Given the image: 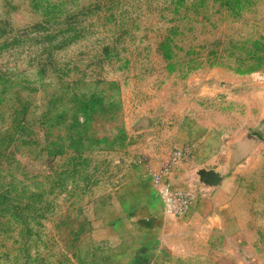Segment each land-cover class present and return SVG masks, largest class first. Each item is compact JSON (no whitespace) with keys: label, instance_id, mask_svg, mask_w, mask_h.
Instances as JSON below:
<instances>
[{"label":"rangeland","instance_id":"1","mask_svg":"<svg viewBox=\"0 0 264 264\" xmlns=\"http://www.w3.org/2000/svg\"><path fill=\"white\" fill-rule=\"evenodd\" d=\"M0 191V264H264V0H0Z\"/></svg>","mask_w":264,"mask_h":264},{"label":"built area","instance_id":"2","mask_svg":"<svg viewBox=\"0 0 264 264\" xmlns=\"http://www.w3.org/2000/svg\"><path fill=\"white\" fill-rule=\"evenodd\" d=\"M166 172L167 171L164 170V173L155 174L154 176V180L159 187V194L166 207V212L182 213L187 208V203H189L190 199L186 196V193H182V190H178L171 186Z\"/></svg>","mask_w":264,"mask_h":264},{"label":"water","instance_id":"3","mask_svg":"<svg viewBox=\"0 0 264 264\" xmlns=\"http://www.w3.org/2000/svg\"><path fill=\"white\" fill-rule=\"evenodd\" d=\"M198 174L200 175L201 180L208 185H215L220 179L214 172L204 169L200 170Z\"/></svg>","mask_w":264,"mask_h":264},{"label":"trees","instance_id":"4","mask_svg":"<svg viewBox=\"0 0 264 264\" xmlns=\"http://www.w3.org/2000/svg\"><path fill=\"white\" fill-rule=\"evenodd\" d=\"M6 192H1L0 191V197L4 196ZM7 194V193H6Z\"/></svg>","mask_w":264,"mask_h":264},{"label":"crops","instance_id":"5","mask_svg":"<svg viewBox=\"0 0 264 264\" xmlns=\"http://www.w3.org/2000/svg\"><path fill=\"white\" fill-rule=\"evenodd\" d=\"M153 220V219H152Z\"/></svg>","mask_w":264,"mask_h":264}]
</instances>
